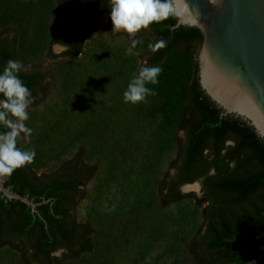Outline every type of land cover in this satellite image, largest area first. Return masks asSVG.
Here are the masks:
<instances>
[{
    "label": "trees",
    "instance_id": "obj_1",
    "mask_svg": "<svg viewBox=\"0 0 264 264\" xmlns=\"http://www.w3.org/2000/svg\"><path fill=\"white\" fill-rule=\"evenodd\" d=\"M53 1L0 3V27L9 22L16 26L13 48L16 56L31 67L41 66L31 63L21 51L37 53L59 42L68 46L63 56L74 58L82 52L101 15L110 10L108 0H56L51 9ZM50 14L54 18L48 30L45 18ZM176 23L177 17L173 15L137 32H147L152 38L149 65L162 67L158 89L166 97L164 103L170 112L173 111L168 117L172 116L177 130L185 135L172 163L176 172L166 185V197L174 202L191 196L198 204L207 203L202 210L203 225L191 241V251L200 264H264V140L246 120L234 114L224 115L201 88L198 63L192 55L203 35L197 27H175ZM3 39L7 41L4 32H0V40ZM9 59L15 60V54L5 42H0V68ZM20 78L31 90L34 104L45 91L46 83L39 90L34 89L40 83L38 72H22ZM71 79L79 80L76 74ZM59 115L55 159L82 134L67 128V139H62L61 126L74 122L68 113ZM50 137L45 133L42 142L51 141ZM17 146H22V134L17 137ZM32 167L26 163L6 173L5 185L40 203L39 213L0 193V245L20 241L26 264H60L61 258L52 253L63 250L64 255L77 256L90 250L92 227L78 223L74 210L84 197V187L94 167L78 156L66 160L48 175L39 176ZM211 169L215 170L214 175H209ZM201 177L203 197L197 198L194 192L181 194V185ZM94 258L101 261L98 254Z\"/></svg>",
    "mask_w": 264,
    "mask_h": 264
},
{
    "label": "rangeland",
    "instance_id": "obj_2",
    "mask_svg": "<svg viewBox=\"0 0 264 264\" xmlns=\"http://www.w3.org/2000/svg\"><path fill=\"white\" fill-rule=\"evenodd\" d=\"M4 1L9 0L0 3ZM55 5L56 0L51 9ZM109 13L101 15L74 58L63 56L64 48L54 51L53 45L37 53L20 52L48 72L45 91L30 106L24 122L31 134L22 133L20 148L36 153L28 163L39 176L55 172L75 156L94 167L74 210L78 223L92 227V247L77 256L64 255L63 250L55 253L60 264H200L191 241L203 225L207 203L198 204L191 196L174 202L166 197L184 132L168 117L170 107L157 85H147L157 94L146 102H123L131 78L145 61L149 64L152 38L147 32H112ZM53 18V14L45 18L48 30ZM16 31L10 22L0 27L5 36ZM201 45L202 41L192 55L195 62ZM75 74L79 80L71 82ZM62 113L70 114L74 122L61 126L62 139H67V128L82 134L55 159ZM45 133L51 141L43 143ZM22 248L20 241L0 245V264H26ZM97 254L99 262L94 258Z\"/></svg>",
    "mask_w": 264,
    "mask_h": 264
},
{
    "label": "water",
    "instance_id": "obj_3",
    "mask_svg": "<svg viewBox=\"0 0 264 264\" xmlns=\"http://www.w3.org/2000/svg\"><path fill=\"white\" fill-rule=\"evenodd\" d=\"M173 2L175 27H197L203 35L197 56L201 88L224 115L246 120L264 140V0ZM6 179L0 172L2 196L39 213L40 203L14 192Z\"/></svg>",
    "mask_w": 264,
    "mask_h": 264
},
{
    "label": "clouds",
    "instance_id": "obj_4",
    "mask_svg": "<svg viewBox=\"0 0 264 264\" xmlns=\"http://www.w3.org/2000/svg\"><path fill=\"white\" fill-rule=\"evenodd\" d=\"M108 3L114 33L124 31L135 34L175 14L173 0H108ZM135 44L136 42L133 41L131 47L127 49L129 54H132ZM160 46L162 44L157 45V47ZM60 47H62L61 44L57 42L53 45V50ZM30 71V64L25 65L13 59H9L3 68H0V129H3L0 131V172L3 173H11L16 168L31 162L36 155L34 150L22 151L17 146L18 136L22 133L25 136L31 134V129L27 128L24 122L29 119L28 109L33 103V96L31 90L20 78L22 72L27 74ZM162 71L161 66L149 65L145 61L124 90L123 102L137 104L146 102L150 95H156L155 90L147 85H158V78ZM232 166L234 167V163ZM214 174L215 170L211 169L209 175ZM203 179L201 177L192 181L191 184L181 185V194L186 195L193 190L197 198L203 197ZM52 255L55 257L57 253L54 252Z\"/></svg>",
    "mask_w": 264,
    "mask_h": 264
},
{
    "label": "flooded vegetation",
    "instance_id": "obj_5",
    "mask_svg": "<svg viewBox=\"0 0 264 264\" xmlns=\"http://www.w3.org/2000/svg\"><path fill=\"white\" fill-rule=\"evenodd\" d=\"M5 36V35H4ZM5 38H7V41H4V39H3V41H1L0 40V42H5V45H7V47L10 49V50H12V52L15 54V60H19L20 62H22L23 64H25V65H28L27 63H25V61H23V59H21L20 57H18V56H16V53H15V50H14V48H13V37L12 36H5ZM57 42H55V43H53L52 45H54V44H56ZM61 44V43H60ZM51 45V46H52ZM61 46L65 49H67L68 48V46L67 45H63V44H61ZM15 48H16V44H15ZM65 51V50H64ZM45 71H46V69L45 68H43V67H40V68H37V67H31V71L28 73V74H30V73H32V72H38V74H39V80H40V83H38V84H36L35 85V90H39L40 89V87L43 85V84H45L46 83V80H47V78L48 77H46V78H44V73H45ZM175 169V168H174ZM176 172V171H175ZM175 175V174H174ZM173 175V176H174ZM185 184H188V183H185ZM185 184H183V185H185ZM80 188H82V186H80ZM180 188V187H179ZM202 191H203V187H202ZM69 213H70V218L72 219V215H73V210L70 208V210H69ZM14 238H15V234H14Z\"/></svg>",
    "mask_w": 264,
    "mask_h": 264
}]
</instances>
